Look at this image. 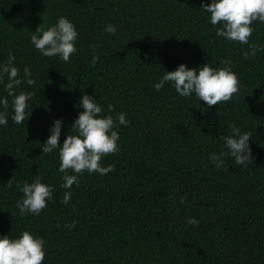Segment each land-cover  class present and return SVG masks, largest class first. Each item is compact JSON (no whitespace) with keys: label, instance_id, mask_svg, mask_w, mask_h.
Wrapping results in <instances>:
<instances>
[{"label":"trees","instance_id":"1","mask_svg":"<svg viewBox=\"0 0 264 264\" xmlns=\"http://www.w3.org/2000/svg\"><path fill=\"white\" fill-rule=\"evenodd\" d=\"M202 2L211 0H0V65L11 50L21 79L28 67L35 80L16 89L33 93L20 125L11 120L7 76L0 82V99L9 101V122L0 125V238L22 231L42 238V264H264V50L246 59L249 46L218 37ZM61 16L78 33L67 63L43 56L30 40ZM251 27L249 44L264 49V23ZM90 45L99 57L94 65ZM223 60L239 80L227 102L208 107L194 93L181 97L170 82L153 87L179 65L215 69ZM83 94L103 115L123 112L130 123L117 124L119 151L102 158L114 171L85 170L78 186L65 189L59 150L43 154L42 147L55 120L62 121L60 144L75 134ZM233 123L252 133V163L222 156L217 168L210 156L228 151L221 137ZM35 176L54 189L52 199L38 216H21L16 185Z\"/></svg>","mask_w":264,"mask_h":264},{"label":"clouds","instance_id":"2","mask_svg":"<svg viewBox=\"0 0 264 264\" xmlns=\"http://www.w3.org/2000/svg\"><path fill=\"white\" fill-rule=\"evenodd\" d=\"M201 10L209 14L210 23L216 28L218 37L249 46L251 51L243 53L246 59L255 56L257 51L264 50L260 45L249 44V38L254 31L251 27L253 22L264 23V0H211L208 4L202 2ZM105 31L115 35L117 28L108 24L105 26ZM30 34L31 43L45 57L58 56L67 63L70 56L77 51L75 42L78 33L74 24L63 16L58 18L55 25L45 27L42 23L35 33ZM90 48L93 52L91 63L94 65L99 57L95 55V45H90ZM15 60L16 57L10 50L7 62L0 65V82H3L6 75L5 91L7 96L12 98L11 120L20 125L29 118L27 116L28 101L33 93L20 91L17 94L16 89L25 82L31 87L35 84V80L31 78L32 73L28 67L23 69V79H21L20 69L14 66ZM221 63L224 67L215 69L206 63L198 69H188L183 64L179 65L175 71H164L162 79L153 87L156 91H160L166 83L170 82L181 97H189L194 93L206 106H216L220 102L229 101L239 91V80L236 73L231 70V61L223 60ZM0 105L5 109L0 112V125H7L9 122L8 99H0ZM79 106L83 108V111L78 113V118L71 126L75 134L69 133L60 144L62 121L55 120L49 129L50 135L42 147L43 154L59 150L61 163L58 171L65 173L62 184L65 189H70L73 184L78 186V175L85 170L100 175L114 171V166L104 167L101 161L103 157L119 151L117 144L119 133L114 130L117 124L127 126L130 123L123 112L115 118L111 115H103L102 106L94 102L93 97L87 94L81 96ZM107 111L113 112L114 106L109 104ZM230 128L231 135L221 137L228 151L222 152L220 156L215 153L210 156L217 168L224 165L222 156L233 157L237 165L246 166L252 163L253 157L249 146L252 133H242L234 123ZM70 169L75 173L74 175L67 174ZM41 180L42 177L35 176L31 183L24 182L23 186L17 183L16 186L23 194L16 202L21 216L26 213L38 216L47 206L46 201L52 199L54 189L42 183ZM7 184L11 187V179ZM71 195V192L66 191L62 203L67 205ZM169 199L175 200V197L170 196ZM184 200L185 197H180V203H184ZM186 223L198 225L199 221L195 218H188ZM65 226L72 228L75 226V221ZM43 248L44 240L35 238L29 231H22L16 239H10L6 235L0 238V264H42L45 258Z\"/></svg>","mask_w":264,"mask_h":264}]
</instances>
